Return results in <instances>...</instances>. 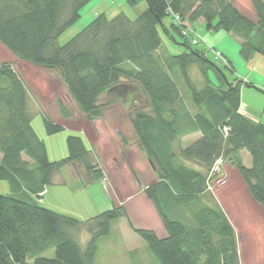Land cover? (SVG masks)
<instances>
[{
    "label": "trees",
    "instance_id": "16d2710c",
    "mask_svg": "<svg viewBox=\"0 0 264 264\" xmlns=\"http://www.w3.org/2000/svg\"><path fill=\"white\" fill-rule=\"evenodd\" d=\"M141 1L125 0L131 7ZM144 1L147 8L137 17L121 12L109 19L101 12L60 45L58 36L79 20L89 0H0V44L22 61L57 71L89 120L115 101L129 105L128 120L157 176L145 193L166 234L135 227L121 203L86 220L41 204V193L64 164L80 163L90 180L100 179L101 170L76 133L66 136L63 159L48 160L44 141L32 128L36 112L28 86L6 61L0 63V181L9 184L10 192H0V264H94L98 240L109 234L111 220L120 218L159 264H239L234 227L208 177L218 160L229 158L264 208V122L241 112L240 86H253L243 78L229 81L206 56L212 47L197 49L181 31L200 21L207 30L233 34L245 60L264 56V0H250L254 20L232 0ZM165 17L172 21L167 24ZM160 31L173 40L172 32L177 33L186 50L161 58ZM191 66L198 68V83L189 76ZM175 67L189 101L172 76ZM224 67L235 72L228 59ZM37 113L47 134L65 128ZM193 132L200 136L192 143H178ZM240 150L248 151L250 165L241 162ZM87 222L92 234L82 249L73 231ZM50 248L53 257L42 256Z\"/></svg>",
    "mask_w": 264,
    "mask_h": 264
},
{
    "label": "rangeland",
    "instance_id": "374dc122",
    "mask_svg": "<svg viewBox=\"0 0 264 264\" xmlns=\"http://www.w3.org/2000/svg\"><path fill=\"white\" fill-rule=\"evenodd\" d=\"M232 2H234L237 8L249 19H255L252 1L232 0ZM146 8L147 5L144 0L132 7L128 6L125 0H89L88 3L81 7L79 20L58 36L56 42L60 45L66 43L69 38L80 32V29L86 26L91 18L101 12L109 19L118 13L124 12L132 19L137 17V15L142 13ZM171 21L172 19L170 17H165L166 23H170ZM191 25L192 28L187 34H183L181 31L182 35L187 38L189 44L191 43V45L197 49L207 51V47L211 46L213 51L209 50L206 56H208V59L214 62L216 66L221 68L223 75L229 81H232L235 77L242 78V74L246 73L248 65H246L247 60H245L242 55H239V40L233 34H228L221 29L219 31L207 30L206 24L200 23L199 21L193 22ZM172 35L174 36V40L168 36V34L160 31L162 43L158 53L164 60L168 56L177 55L186 50V47L182 44L184 41L183 38L174 32H172ZM193 38L199 39L200 42L196 45L193 44ZM215 49L219 52L221 51L222 55L217 56ZM226 57L232 66H234L235 72L231 73L224 67L227 60ZM190 68V78L195 83H198L200 79L198 68L195 66H191ZM26 75L25 77H27L30 82L32 81L41 96L44 95L47 91L46 88L49 87V95L46 94L43 96H47L46 98L48 100L50 99L47 103L50 107L43 105L47 108V111L44 112L47 116L53 118L59 115L56 110L57 108H55L56 106L53 105L54 98L59 96L64 103H62V105H65V111L62 110L60 113L61 116L66 118L70 115L73 116V118L65 122L66 126H64L65 128H63L62 131L52 134L46 133L43 119L39 113L36 112L33 117V128H35L38 137L44 141L48 160L63 159L64 156L67 155L66 136L74 133L78 135L81 134V128L79 127L81 123L80 119L83 116L80 117L77 115V108L74 107V105H70L71 100H69L66 95H56L57 93H55L54 85L51 84L47 71L39 70L36 73L29 71ZM172 76L177 80V85L184 92L183 94L186 100H188V91L184 87L179 75V70L176 67L175 71L172 72ZM209 76L213 81H216L215 74L212 70H210ZM48 83L49 85H47ZM246 88L247 87H245L244 90H249L251 93H244L242 102L244 101V103L250 107L261 110L262 106L264 107V91L256 86H250L251 89ZM105 99L104 95L100 99V102L103 103ZM43 102L47 101L43 99ZM128 106V104L124 106L118 101H115V103L105 105V110L102 109L103 111L101 110L98 116L90 119L92 127L84 123L87 136L92 146L95 148V152L93 153L92 151L93 161L97 162V167L101 170L100 179H105L106 189H109L110 193H116L117 196H120L122 199L118 204L121 203L123 205L128 220H130L135 227H145L154 230L158 236H161L163 233L162 221L157 214L156 208H154L153 202H151L145 193L147 186L156 181L157 176L147 155H145L140 145H138L136 136L132 133L126 113ZM85 119L89 121L86 116ZM119 134L124 135L123 145L119 143L120 139L118 141ZM192 138V135L189 137H181L178 143L185 146V143H188ZM245 153L246 156L245 154H240L239 156L241 157V162L248 166L251 164L250 156L248 151H245ZM98 157H100V163ZM225 162L233 165L229 158L220 159L221 164L218 163L220 165H218V170L211 172L208 177L210 190L214 196L219 195V205H221V207L222 205L224 206L225 211L231 217V221L234 222V226L236 225L239 228L237 237L238 257L240 259L239 264H264L263 218L258 210L254 209L249 202H247V197H244V192H241L239 188H235L234 185H231L230 189L227 188V186L223 188L218 186L221 185L223 177L222 170ZM186 163L192 167L199 166V163L194 160H187ZM76 164L81 169L83 178L86 179L88 177V179H90L89 174L85 172L82 165L80 163ZM64 165L62 167H64ZM56 178L57 177L54 175V180H52L54 182L47 185L44 188V192L41 193V195L44 193L42 198L43 203L53 204L56 207L73 213V215H84L86 217L88 214L95 215L110 208H101L104 207L101 206L104 202L100 201L99 196L97 197L94 192L91 194L89 192L86 193V191L78 190L72 192L67 185L56 183ZM230 178L232 179V177ZM237 180L238 179L235 178L232 182L237 184ZM1 181L6 182L4 180ZM0 192H5L2 184L0 185ZM95 203H97V205ZM96 207L97 209H95ZM90 223L91 222L83 223L78 226V229L73 231L75 240L82 249L85 248L92 234L91 231L87 230ZM244 224H246V226L252 225L255 229L252 231H245ZM95 230L96 229L93 228V231ZM97 243L98 248L94 264H159L156 257L149 251L147 243L142 241L140 237L130 229L128 221L125 218L111 220L109 234L101 236ZM53 253L54 249L50 248L42 253V256L53 257Z\"/></svg>",
    "mask_w": 264,
    "mask_h": 264
},
{
    "label": "crops",
    "instance_id": "0c3cea01",
    "mask_svg": "<svg viewBox=\"0 0 264 264\" xmlns=\"http://www.w3.org/2000/svg\"><path fill=\"white\" fill-rule=\"evenodd\" d=\"M6 61L11 63V65L13 66L15 71L18 72L19 75L22 76L26 86H28L29 96L31 97L30 106L33 107L32 110L35 111V112H38L40 110L43 111V112H46L47 111L46 107L47 106L50 107V105L47 104L50 99L48 100L46 98L47 96L43 97L46 94L49 95L48 94L49 87L46 88L47 91L44 93L43 96H41V94H39L40 92L38 91V89L35 88V86L33 85L32 81L30 82L29 79H27V77H25V75L29 71L36 73L39 70H45V71L48 72V76H49L50 82H51L52 85H54L55 93H57L56 95H59V94L60 95H66L67 98H69V100H71L70 105H74V107L77 108V110H78V114L77 115H79L80 117L83 116L82 117L83 119L81 118L82 121L80 119V122H81L80 123V127H79V128H81L80 129V131H81L80 135H81V137H83V140L86 143V145L88 147H90V150L93 151V153H94L95 152V148L92 146V143L90 142V139L87 136L86 126H85V124L86 125L89 124L92 127V125H91L92 122L90 120L86 121L85 115L79 110L78 106L75 105V103H74L73 99L71 98L70 94H68L66 85L63 83V80H62L61 76L58 74V72L53 70V69H49V70L45 69L43 66H40V65L36 66L34 64H31L28 61L27 62L26 61H22V60L16 58L13 54H11L9 52V50L6 47H4L2 44H0V63L1 62H6ZM246 65H248V69L246 70V73L242 74L243 75L242 78L245 80L246 83H249L252 86H256L257 88L262 89L264 91V56H262L260 54H254L252 56V58L249 59L246 62ZM242 78H240V79H242ZM47 85H49V83ZM244 85H245V83H242V85L240 86L241 87V91H240L241 106H240V108L243 107V108H241V112L243 114H245L247 117H249L252 120H254V121L264 122V107L263 106H262V109L260 110V109H257V108L250 107L249 105L245 104L244 101L242 102L243 94L244 93H246V94L251 93V92H249V90H246V91L244 90L245 87H247L246 89H249L250 86H247V85L244 86ZM43 99H44V101H47V102H43ZM53 102H54L53 105L56 106L55 108H57L56 110L58 111L59 115L58 116H54L55 118L51 117V119H53L56 123H59L61 125L66 126L65 122L67 120L73 118V116L70 115L67 118L64 117V116H61L60 113L62 112V110L65 111V105H62L63 102H62L60 96L59 97H55ZM43 105H45L46 107H44ZM66 108H68V107H66ZM103 110H105V108ZM102 113H104V112H102ZM57 118H58V120H57ZM128 122H129V120H128ZM31 124H32V128H33V124H34L33 120L31 122ZM129 124H130V122H129ZM131 129H132V133L134 134L132 125H131ZM34 130H35V128H34ZM191 135L193 136V138L190 141H188V143H185V145H188V144L192 143V140L198 138L200 136V133L199 132H193L190 135H185L183 137H189ZM118 137H117L118 141L120 139L119 143L123 145L124 144V142H123L124 135H120L119 134ZM240 154H245V156H246V153L243 150H240L239 155ZM0 156H1V154H0ZM98 161L100 163V157H98ZM222 173H223V177H222L221 185H218V186H220L221 188L227 186V188L230 189V186L234 185L235 188H239L241 190V192L243 191L244 192L243 194H245L244 197L245 198L247 197L246 198L247 202H249V204L254 209L258 210L259 214H261V216L263 218V221H264V208H263V206L261 204H258L253 199L251 193H249V190H248V187H247L246 183H244V181H243L240 173L237 171V169H235V167H233V165H230V163H228V162L226 163L225 162V164L223 166ZM55 177H57L55 179L56 183L62 184V185H67L69 190L72 191V192L73 191L76 192L77 190L78 191H86V193L89 192L90 194L92 192H94V194L97 195V197L99 196L100 201L104 202L101 205V206H104V207H101V208L107 209V208H109V207H111L113 205H118L119 201L122 200L120 198V196L119 197L117 196L116 193H110L109 189L108 190L106 189L105 179H97V180H93V181L88 179V177L86 179H84L83 175L81 173V169L79 168V166L76 163H75V165L74 164H68V165H64V167L59 168L58 172L55 173ZM230 177H232V179ZM234 177L238 179L237 182H236L237 184L232 182L235 179ZM1 184L4 186V189H5L4 193H9L10 192L9 184L6 183V182H3V181L0 182V185ZM43 196H44V193H43V195L41 197V204L49 206V207H51V208H53L55 210L58 209V210H61L63 212H66V213L68 212V211H65V210H63V209H61L59 207L54 206L53 204L43 203L42 202ZM214 197L216 198V200H217V202L219 204V201H220L219 195L218 196L216 195ZM105 202H107V203H105ZM95 204L97 205V203H95ZM220 204H221V202H220ZM95 209H97V207ZM222 209L225 212L226 216H228L229 220L231 221V217L225 211L223 205H222ZM68 213H71V212H68ZM71 214H73V213H71ZM98 214H95V215H93V214L89 215L88 214L87 217L84 216V215H77V216L74 215V216H76L77 218L79 217L80 219L86 220V219H88L90 217H94V216H96ZM244 225H245V227H244L245 231L246 230L252 231L253 229H255L252 225H249V226H246V224H244ZM232 226H234V222H232ZM235 226H234V229H235L236 237H238L239 228L237 226L236 227ZM162 232H163L162 235L159 236V237H164V235L166 234L165 229H163Z\"/></svg>",
    "mask_w": 264,
    "mask_h": 264
},
{
    "label": "built area",
    "instance_id": "2783aa9c",
    "mask_svg": "<svg viewBox=\"0 0 264 264\" xmlns=\"http://www.w3.org/2000/svg\"><path fill=\"white\" fill-rule=\"evenodd\" d=\"M176 19H177V18H176ZM190 30H191L190 28L183 29V30H182V33H183V34H187ZM199 42H200L199 39H196V38L194 39V38H193V44L196 45V44H198ZM216 55H217V56H220L221 53H219V51H216ZM217 163H220V161L218 160ZM214 170H218V164L214 165V167H213V171H214Z\"/></svg>",
    "mask_w": 264,
    "mask_h": 264
}]
</instances>
